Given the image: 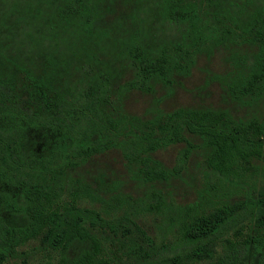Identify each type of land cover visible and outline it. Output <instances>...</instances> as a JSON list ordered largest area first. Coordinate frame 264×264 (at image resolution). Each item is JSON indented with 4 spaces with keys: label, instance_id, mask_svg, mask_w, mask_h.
I'll use <instances>...</instances> for the list:
<instances>
[{
    "label": "trees",
    "instance_id": "1",
    "mask_svg": "<svg viewBox=\"0 0 264 264\" xmlns=\"http://www.w3.org/2000/svg\"><path fill=\"white\" fill-rule=\"evenodd\" d=\"M111 1L0 0V264L25 256L30 242L43 264H264V194L254 195L243 178L263 157L264 116L234 117L210 106L140 116L110 98L117 61L130 72L121 86L147 90L224 42L257 45L228 93H259L264 0H155L157 27L123 40L100 21ZM27 38L33 47L22 53ZM37 131L46 140L41 149L30 142ZM176 142L184 143L180 160L200 146L220 186L175 209L173 240L151 242L133 211L120 210L132 199L76 173L89 156L115 147L135 180L161 182L178 167L164 166L153 152ZM229 187L244 190L229 199ZM151 196L147 207L161 206L160 194Z\"/></svg>",
    "mask_w": 264,
    "mask_h": 264
},
{
    "label": "rangeland",
    "instance_id": "2",
    "mask_svg": "<svg viewBox=\"0 0 264 264\" xmlns=\"http://www.w3.org/2000/svg\"><path fill=\"white\" fill-rule=\"evenodd\" d=\"M193 2L197 5V0ZM108 7L112 11L104 14L100 21L105 29L121 37L119 40L126 39V34L130 32L154 29L159 22L155 0H112ZM171 27L177 26L171 25ZM168 31L167 34H173L175 29ZM99 32L95 30V37L100 39L109 37ZM28 35V38L35 36L33 30H29ZM28 38V43H22L30 45H21L22 53L33 47ZM256 50L257 45L248 42L240 45L224 42L206 48L196 54L194 62L186 73L174 74L166 82L157 81L147 90L127 89L121 86L130 76V72L122 61H117L113 64L114 76L110 98L115 99L116 105L125 111L140 116H147L156 109L168 110L176 106H210L225 109L234 117H262L264 87L259 93L245 94L241 97H233L228 93V85H235L240 81L247 63ZM43 136L41 131L31 135L30 142L33 148H43L46 142ZM46 136L50 137V134L46 133ZM195 140L199 142V139ZM183 144V142L168 144L153 152V156L164 166L178 167L175 174L161 182L143 183L135 180L126 169L119 149L115 147L92 154L77 167L76 173L100 191H118L127 199H132L131 206L125 204L120 210L127 208L130 213L133 211V218L143 228L144 234L151 242L157 244L159 240H173L176 226L175 209L188 203L196 202V205L200 198L208 196L209 193H205L204 190L210 185L220 186L215 176L204 167L200 146L194 147L184 160L179 159ZM255 162L257 168L243 178L248 182L251 192L259 195L264 194V152L263 157ZM151 190L160 194L162 203L157 208L147 207V204L152 203ZM243 190V188L229 187L226 193L229 194L227 195L229 199H234L241 196ZM221 193L220 189L218 194ZM213 195L217 197L216 194ZM86 204L99 211L103 210L97 200H87ZM92 229L101 237V232L94 227ZM34 243L30 242L25 247L27 251L25 256L11 258L9 264H43L41 253H31ZM70 251H73V247Z\"/></svg>",
    "mask_w": 264,
    "mask_h": 264
}]
</instances>
